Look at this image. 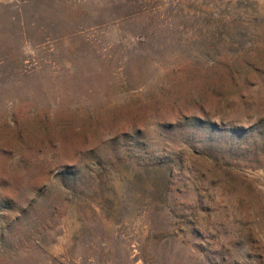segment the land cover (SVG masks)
Segmentation results:
<instances>
[{"label": "rangeland", "instance_id": "rangeland-1", "mask_svg": "<svg viewBox=\"0 0 264 264\" xmlns=\"http://www.w3.org/2000/svg\"><path fill=\"white\" fill-rule=\"evenodd\" d=\"M0 264H264V0H0Z\"/></svg>", "mask_w": 264, "mask_h": 264}]
</instances>
